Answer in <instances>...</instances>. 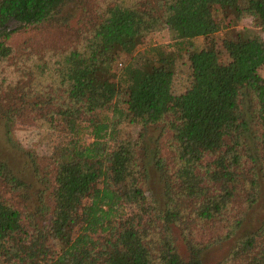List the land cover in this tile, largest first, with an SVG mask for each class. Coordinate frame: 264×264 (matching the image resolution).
Listing matches in <instances>:
<instances>
[{"label": "trees", "instance_id": "trees-1", "mask_svg": "<svg viewBox=\"0 0 264 264\" xmlns=\"http://www.w3.org/2000/svg\"><path fill=\"white\" fill-rule=\"evenodd\" d=\"M72 7L86 13V0H0V66L9 62L12 68L15 58L37 66V54L30 47L17 49L14 37L69 26L75 17L69 12ZM102 13L83 48L59 55L65 98L57 110L41 117L48 116L51 127L59 122L65 132L54 151L51 204L43 200L34 212L23 210L0 191V261L206 264L192 244V223L198 219L205 227H224L234 234L264 194V136L259 134L253 151L248 144L252 116L264 129V39L245 33L224 39L229 61L223 62L213 36L231 29L245 14L264 32V0L116 1ZM161 28L172 33L173 51L158 54L149 69L129 65L120 75L111 71L102 48L132 55L148 34ZM196 38L206 40L203 48H195ZM182 59L189 62L191 82L176 95L174 67ZM29 73L5 77L13 84L0 82V120L14 121L26 104H45L26 93ZM4 90L9 96L16 91L19 102L5 101ZM96 112L106 116L96 119ZM123 123L163 124L174 136L176 168L155 161L163 183L162 203L149 200L136 143L127 140L108 148ZM86 136L93 141L86 142ZM207 158L213 161L203 167ZM0 183L18 197L28 194L31 185L2 159ZM131 207L142 215H129ZM174 227L185 237L188 259L175 245ZM216 264H264V219L227 260Z\"/></svg>", "mask_w": 264, "mask_h": 264}, {"label": "rangeland", "instance_id": "rangeland-1", "mask_svg": "<svg viewBox=\"0 0 264 264\" xmlns=\"http://www.w3.org/2000/svg\"><path fill=\"white\" fill-rule=\"evenodd\" d=\"M116 1H125L127 4H133L140 0H91L89 3L86 0V13H79L73 7L69 11L75 15L74 19L70 20L69 26L64 25L50 28L49 30L43 29L33 33L24 32L14 37L12 44L17 49L30 47L37 54V57L34 58V61L39 62L37 66L30 67L27 62L19 63L16 58L10 62L12 68L9 67V62L2 63L0 66V82L6 81L7 84L13 83L5 79V77L12 78L13 75H18L21 78L29 70L30 73L26 82L29 88L26 93L36 95L34 97L37 98L33 97V101H45V104L37 105L35 103V106L24 105L14 121L0 120V159L8 162L18 172L19 176L31 184L28 194L20 197L16 193L12 195L7 192L1 183L0 191H2L6 199L23 210L28 207L31 212H34L43 200L45 203L51 204L48 197L54 187V174L57 167L54 151L56 146L63 140L65 132L64 128L59 126V122H54L55 124L51 127L47 121L50 118L47 116V118L42 119L41 117L46 112L51 113L57 110L65 98L64 91L61 90L64 86L60 85L58 72L59 55L83 48L86 45L87 38L90 37L100 22V18L103 15L102 12L107 4ZM238 33L257 34L264 39L263 30L255 24L253 17L245 14L231 29L219 32L213 36L219 57L223 62L229 61L228 49L224 45V39H234ZM205 44L206 40L204 38L194 39L196 49L203 48ZM173 50L172 33L167 28H161L148 34L144 43L132 55L120 52L115 53L104 48L101 50V55L111 61V71L120 75V71L129 65L141 69H149L156 62L154 57L158 58V54H168ZM21 59L26 60L23 56ZM174 72L173 92L176 95H180L186 91L191 82V70L188 60L177 61ZM260 75L264 78V67L260 70ZM8 91L4 90L3 92L5 101L19 102L17 101L18 97L15 99L18 95L16 91L12 96H9ZM50 97L53 100H50ZM47 101L49 102L46 103ZM105 116L104 113L96 112L94 118L101 119ZM251 118L252 133L249 135L248 144L253 151L259 142V134L264 136V129L259 126V118L257 116L254 115ZM119 130L120 133L117 136V140L108 142L109 150L115 149L119 142L131 140L136 143L135 154L137 161L140 167H143V170L145 168L144 171L147 173L146 181L149 185V200L153 202L154 199H158L162 203L163 183L155 161L159 158L164 161L168 169L176 168V145L172 132L163 124L146 127L139 124L123 123L120 125ZM85 139L88 143L93 141L88 136ZM32 155L37 163V172L34 171L32 166L30 157ZM212 161V158H207L203 163V167L209 165ZM47 189L49 191L43 192ZM128 211L129 215H142V212L132 207ZM263 219L264 194L260 202L249 211L246 223L234 234H231L224 227L221 229H218V227H205V223L197 219L196 222L192 223L196 228L192 244L200 251L199 257L203 262L206 264L220 263L230 257L244 235L256 229ZM173 236L180 255L184 259H188L191 256V252L181 229L174 227ZM0 264L8 263L0 261Z\"/></svg>", "mask_w": 264, "mask_h": 264}]
</instances>
